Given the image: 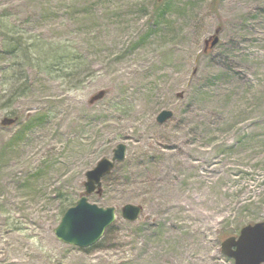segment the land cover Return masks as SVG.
I'll return each mask as SVG.
<instances>
[{
	"label": "rangeland",
	"instance_id": "1",
	"mask_svg": "<svg viewBox=\"0 0 264 264\" xmlns=\"http://www.w3.org/2000/svg\"><path fill=\"white\" fill-rule=\"evenodd\" d=\"M83 194L116 210L88 248L54 235ZM263 219L264 0H0V264H232Z\"/></svg>",
	"mask_w": 264,
	"mask_h": 264
},
{
	"label": "water",
	"instance_id": "2",
	"mask_svg": "<svg viewBox=\"0 0 264 264\" xmlns=\"http://www.w3.org/2000/svg\"><path fill=\"white\" fill-rule=\"evenodd\" d=\"M217 41L218 37L214 35L210 45ZM171 115V110L162 109L155 119L162 123ZM125 151L123 143L117 144L110 158H100L93 168L85 172L84 187L87 194L100 186L102 177L111 172L116 162L124 159ZM140 210L139 205L126 203L121 208V216L132 222L137 219ZM115 217L114 206L101 207L90 203L86 195H81L73 206L64 211L54 228V234L63 243L85 248L99 240ZM220 249L224 255L233 259V264L264 263V219L242 226L237 236L231 235L221 241Z\"/></svg>",
	"mask_w": 264,
	"mask_h": 264
},
{
	"label": "trees",
	"instance_id": "3",
	"mask_svg": "<svg viewBox=\"0 0 264 264\" xmlns=\"http://www.w3.org/2000/svg\"><path fill=\"white\" fill-rule=\"evenodd\" d=\"M106 230H109V227Z\"/></svg>",
	"mask_w": 264,
	"mask_h": 264
}]
</instances>
